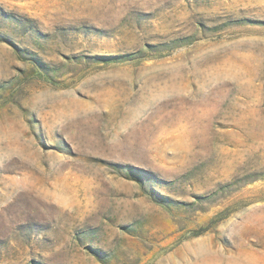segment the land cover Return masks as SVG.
I'll return each instance as SVG.
<instances>
[{"label":"rangeland","instance_id":"obj_1","mask_svg":"<svg viewBox=\"0 0 264 264\" xmlns=\"http://www.w3.org/2000/svg\"><path fill=\"white\" fill-rule=\"evenodd\" d=\"M0 264H264V0H0Z\"/></svg>","mask_w":264,"mask_h":264}]
</instances>
